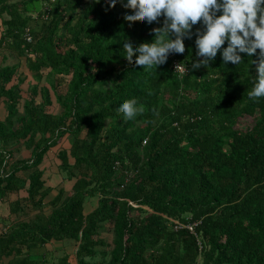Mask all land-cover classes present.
Returning a JSON list of instances; mask_svg holds the SVG:
<instances>
[{"label":"trees","instance_id":"1","mask_svg":"<svg viewBox=\"0 0 264 264\" xmlns=\"http://www.w3.org/2000/svg\"><path fill=\"white\" fill-rule=\"evenodd\" d=\"M132 10L120 0H0V53L24 56L34 82L25 100L23 79L7 87L17 67L0 66V198L26 184L38 210L0 234V264H50L33 249L66 239L76 264H264V97L247 95L259 49L240 64L218 51L193 68L202 59L193 35L183 53L143 68L125 57L123 39L152 42L163 17L129 21ZM130 98L139 110L125 120L118 105ZM245 117L252 124L242 128ZM65 135L59 166L75 182L70 192L56 186L46 215L54 188L40 166ZM21 141L31 155L16 159ZM90 198L97 205L86 213Z\"/></svg>","mask_w":264,"mask_h":264},{"label":"clouds","instance_id":"2","mask_svg":"<svg viewBox=\"0 0 264 264\" xmlns=\"http://www.w3.org/2000/svg\"><path fill=\"white\" fill-rule=\"evenodd\" d=\"M134 10L126 11V19L141 18L161 27L152 29L155 39L141 42L135 47L129 38L123 39L125 57L143 68H156L166 63L170 53L185 51V38L195 35L196 56L202 59L193 62V68L207 65L218 51L223 62L240 64L241 53L251 57L259 49L257 75L249 98L264 97V0H120ZM117 0H108L115 6ZM200 24V27L193 28ZM174 37V38H172ZM28 41V40H27ZM227 42L226 47H222ZM134 53L138 55L134 56ZM182 67L178 64L176 68ZM186 71V67L183 66ZM123 119H133L139 108L135 98L124 99L118 105Z\"/></svg>","mask_w":264,"mask_h":264},{"label":"crops","instance_id":"3","mask_svg":"<svg viewBox=\"0 0 264 264\" xmlns=\"http://www.w3.org/2000/svg\"><path fill=\"white\" fill-rule=\"evenodd\" d=\"M14 66L16 68V74L14 79L8 88L19 82V78L23 79L24 82L21 84L20 90H22V97L26 100L29 99V93L31 91L30 84L34 83L28 73L27 60L22 55H17L10 51L0 53V66ZM43 85V84H41ZM20 104V112H23L24 101ZM56 106V105H55ZM57 108V106H56ZM55 110V109H54ZM58 111L55 110L54 113ZM8 115L7 109V98H0V121H4ZM39 138V135L37 136ZM25 141H21L19 151L16 152L15 158L22 159L30 157L31 151L27 149ZM70 148V137L65 135L61 142L50 149V151L45 155L44 160L40 168L44 171V179L46 180V185L53 187L54 189L45 198L44 203L46 204L44 211L46 215L50 214L52 211V206L49 205L51 200L58 194L55 189L57 185H62L65 191L70 192L75 180H69L67 174L62 172L60 169V159L58 155L61 150L68 151ZM60 156V155H59ZM72 161V159H71ZM18 177L25 180L27 179L26 173L19 171L17 173ZM26 185V184H25ZM24 185V187H25ZM22 187L19 191H13L8 193L6 196L0 198V234L7 229V227L15 221L19 220H30L38 212L34 210L30 202L28 201L27 187ZM90 198L85 204L86 213L91 212L97 205V200ZM20 203L23 209L18 213L14 212L13 204ZM89 204V205H88ZM77 245L69 239L63 241H51L43 246H38L33 249L32 258L36 260L47 259L50 264H58L59 260L65 256H68V262L72 264L77 263L76 258Z\"/></svg>","mask_w":264,"mask_h":264},{"label":"rangeland","instance_id":"4","mask_svg":"<svg viewBox=\"0 0 264 264\" xmlns=\"http://www.w3.org/2000/svg\"><path fill=\"white\" fill-rule=\"evenodd\" d=\"M35 23H38V27L42 26L44 24V22L42 20H39V19H36V22ZM54 109L56 110V106L54 107ZM54 110V111H55ZM252 124V119L251 118H242L240 119V122H239V126L242 127V128H246L248 125H251ZM89 200V199H88ZM87 200V201H88ZM95 201V200H94ZM89 205V204H88ZM104 237L105 239H107L109 242H112V234L110 233H105L104 234Z\"/></svg>","mask_w":264,"mask_h":264},{"label":"built area","instance_id":"5","mask_svg":"<svg viewBox=\"0 0 264 264\" xmlns=\"http://www.w3.org/2000/svg\"><path fill=\"white\" fill-rule=\"evenodd\" d=\"M27 40H28V41H31V40H32L31 37H29V35L27 36ZM178 64H180V63H179V62H174V68H175V70H176L177 72H179L180 74H184V73H186L185 68L183 67L182 64H181L182 67L176 68V66H177ZM144 143H145V141H144ZM176 227H178V226H176ZM189 228H190L191 230H193L192 226H189Z\"/></svg>","mask_w":264,"mask_h":264}]
</instances>
